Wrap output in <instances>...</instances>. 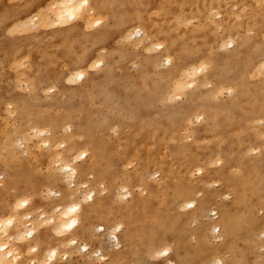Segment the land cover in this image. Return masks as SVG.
Returning a JSON list of instances; mask_svg holds the SVG:
<instances>
[{"label":"rangeland","instance_id":"374dc122","mask_svg":"<svg viewBox=\"0 0 264 264\" xmlns=\"http://www.w3.org/2000/svg\"><path fill=\"white\" fill-rule=\"evenodd\" d=\"M23 1L8 0L7 6ZM45 1V12L51 16L52 23V17L56 16L50 7L55 5L56 0ZM49 2L52 6L47 4ZM37 3L38 0H35L31 9ZM114 9H119V12L93 16H101V21L95 27L91 23L93 18L91 22L88 18L87 29L73 34L53 33L55 27H46L43 22L46 23L47 19L41 20L40 15L33 16L25 24L12 25L0 32V187H5L10 174L15 177L8 191L0 193V207L6 213L14 214V210L22 212L20 222L17 220L14 224V235L34 227L39 221V224L43 223L50 213L52 215V199L60 198L66 204L85 189L81 184H67V179L54 162L56 152L64 149L60 143L69 140L72 131L63 128L53 130L52 143L59 142L60 146L57 143L56 147H48L42 143V139L50 135L40 137L30 128L32 124L28 125L31 118L46 116L55 119L69 114L85 130V135H76V143L80 146L88 143L96 156L93 172L82 177L81 182L95 180V187L100 192V188H103L100 193L101 211L98 213L94 210L92 222L107 223V226L105 230L95 228L93 238L84 240L89 243L88 256L85 251L77 249L70 251L68 258L63 256L57 264H217L218 256L223 258L222 264H264V208L261 205L264 199V68L259 72L264 66V1L122 0ZM134 25H141L138 28L143 30L137 34L127 32L136 28ZM97 30H101L97 32L101 39L96 38ZM148 33L155 36L156 42L172 44L169 55L175 58L173 64L165 63V54L158 43L149 44L145 39ZM229 39L234 40L235 46L230 43L233 40L227 42ZM222 41L227 44H222ZM90 46L94 47L100 58L105 57L104 66L88 70L83 82L70 81L73 58L80 56ZM230 51L233 52L230 59L224 58L223 61V54ZM201 60L203 62L200 63ZM190 63L204 66V70H207L203 71L204 76L196 84L190 85L186 94L180 92L176 95L180 97L167 99V82L178 75L184 79V69ZM47 73H51L52 81L46 92L37 84V79L40 75L45 77ZM191 95L192 101H195L191 103L192 108L198 109V105L202 104L205 109L210 108L208 111L214 110L213 113L209 112L211 115L216 111L208 130L206 120L199 123L196 118L203 113L202 110L195 111L193 117L190 115L191 120L184 115L188 110L183 107H187ZM9 98H18L20 110L16 105L12 106L15 101ZM2 99L9 100L3 102ZM259 131L262 133L259 134ZM23 132L27 135H22ZM256 133L262 136L257 137ZM255 146L257 149L254 152L252 148ZM219 151L227 152L231 171L254 165L253 171L262 179L257 185L253 182L250 185V199L254 208L251 215H236L235 232L231 236L224 238L222 231L206 230L204 238L200 239L196 236L200 221L190 209L183 210V206L178 208L176 190L188 187L195 192L204 188V192L213 196L222 183L216 184L219 165L214 163ZM49 163L50 166L47 165ZM157 166H163L167 174V189L162 192L145 188L141 180H160L159 173L149 176V172L156 170ZM199 167L203 168V174L196 169ZM120 187L128 188L123 190ZM128 190L134 197L126 193ZM219 198L231 200L230 197ZM17 199L18 203H15ZM212 211L202 216L201 221L209 225L215 223L218 214ZM125 222L130 223L138 234L136 250L133 249L125 259L112 262L110 253L118 247L114 246L109 229L116 223ZM249 226L252 228L250 234L247 230ZM52 233L46 234L47 240L42 242L44 248L56 241V234ZM151 233H158L153 239L155 246L167 245L164 242L171 249L179 246L183 250V257L169 258L159 254L160 250L147 252L145 241ZM14 235L13 238H3L8 239L13 247L16 246ZM223 242H226V246L221 254L211 255L212 248H218ZM59 249L61 254L69 250L63 245ZM99 249L109 258L97 256ZM187 251L191 255H186ZM32 254L26 251L22 253L27 264H32L29 262Z\"/></svg>","mask_w":264,"mask_h":264},{"label":"bare ground","instance_id":"6f19581e","mask_svg":"<svg viewBox=\"0 0 264 264\" xmlns=\"http://www.w3.org/2000/svg\"><path fill=\"white\" fill-rule=\"evenodd\" d=\"M7 1L8 0H0V32L6 31L12 25L18 26L21 24H25L33 16L40 15L41 20L43 18L47 19L46 23L43 22V24L46 25V27H48V26L55 27L54 29H56V30L53 33L59 32V33H64V35H66L65 33L73 34V33L84 31L85 29H87L86 26H87L88 18H89V21L91 22V18H93V16H96V15L98 16V14L108 13V12H110L112 14L113 13L117 14V12H119V9L112 10V8H117L122 3V0H56V2L53 0L55 2L54 6H52L50 4V2L47 3L49 6L50 5L52 6V7H50V9H53L52 12L55 11L54 16H56L55 18L52 17L54 19V21L51 23V20H50L51 16L48 15L49 13L47 14L45 12V6H46L45 0H38V3L34 6L33 9H31V7H32V4L35 2V0H24L23 2H20L17 5H13L11 7L7 6ZM256 2L258 3V1H256ZM214 10H216V9H214ZM90 11H92V13ZM208 13H210V12H208ZM136 15L139 16L140 13H139V15L138 14H136ZM99 17H101V16H99ZM99 17H97V18L94 17L93 22H91V23H93V25L92 24H90V25L95 27L94 25L101 21V19ZM213 17H214V15H213ZM137 18H139V17H137ZM148 19H149V17H148ZM252 19H254V18L252 17ZM136 20H138V19H136ZM209 20L212 22V19H209ZM214 21H215V19H214ZM140 26H135L136 28L129 29L127 32L133 31L134 34H137V32L140 33L143 30V29L141 30L140 28H138ZM131 27L132 26H130V28ZM239 27H241V26H239ZM98 31H101V30L96 31V34H95L96 38L101 39V35L97 34ZM169 31H171V30H169ZM248 32H250V31H247V33ZM143 33H145V32H143ZM90 36H92V35H90ZM246 37L247 36H245L244 39H246ZM237 38L239 39V37H237ZM241 38L242 37H240V40H241ZM145 39H147L149 41V44H151V45L158 43V47L160 49H163V54H165V57L163 58L165 63H167L168 65L173 64L175 58L172 57V55H169V54H171V50H172L171 45L172 44L168 45V44H164V42L163 43L162 42L159 43L158 41L156 42L155 36H153L150 33H148L146 35ZM161 40H163V39H161ZM176 40H177V38H176ZM231 40H233V39H231ZM231 40L229 39V41H227V42H230ZM91 41H92V39H91ZM223 42L227 44L226 41H222V44H223ZM230 43L235 46L234 40L231 41ZM243 44H244V42H243ZM223 46H220V47H223ZM231 47H233V46H231ZM224 48H226V47H224ZM224 48H221V49H224ZM217 49H220V48H217ZM209 51H211V49H209ZM197 52H195V53H197ZM183 53H184V51H183ZM232 53L233 52L230 51L226 55L223 54L224 55V56H222L223 61H224V58L230 59V56H232ZM205 60L203 59V61H205ZM203 61L201 60L200 63ZM104 62H105V57L100 58L98 56V53L96 54V51L94 50L93 46L88 47L85 50V52L82 53L80 56L73 58V62L71 64V67H72L71 72L72 73H71L70 81L77 80L78 82H83L85 77H86L88 70H90L92 68H98V66H104V64H105ZM162 63L164 64V62H162ZM200 63L197 64L198 66L195 64H192V63L188 64L186 69H184L185 70V72H184L185 76L182 74L184 79H182V77H179V75H178L177 78H179V79L176 78V79L169 80L167 82L166 91H165V97L167 99H169V100L174 99L173 97H175L178 93L187 92L190 85L192 86V85L196 84V81L201 79L204 76L202 73H203V71H207V70H204V66L203 67L199 66ZM259 63H261V62H259ZM159 64H161V62H159ZM208 65H210V64H207V66ZM160 66L161 65H159L158 67H160ZM165 66H166V64H165ZM161 67H163V65ZM205 67H206V65H205ZM210 67H211V65H210ZM257 67H259V66L257 65ZM259 68L257 69V71L260 70ZM263 68H264V66H262V68L259 72H262ZM259 72H256V74L257 73L259 74ZM166 73H164V74H166ZM199 73L202 75H198ZM253 73H250V74L252 75ZM50 74L51 73H47V75L45 77L40 75L39 78L37 79V84L39 86H41L42 88H44V90L46 92L48 91V85L51 84V81H52V80H50ZM167 77H169V76H167ZM213 78H215V77H213ZM185 79L187 81H185ZM207 82H209V81H207ZM34 83H36V82H34ZM209 83H211L213 85L212 82H209ZM209 83H207V84H209ZM205 84H206V82H205ZM224 85H225V83H224ZM200 86H202V85H200ZM164 89H165V87H164ZM226 89H229V88L227 87ZM232 91H234V89ZM1 92L2 91H0V98H1ZM234 92L236 93L237 91H234ZM221 93L222 92H220V94ZM235 93H234V95H235ZM181 94H183V93H181ZM210 94H211V91H210ZM232 94H233V92H232ZM206 95H208V94L206 93ZM206 95H205V97H206ZM236 96H239V95H236ZM176 97L178 98L180 96H176ZM183 98H181V100ZM9 99H13V101H15V102H14V105H12V106L16 105L18 110H20L21 104L18 101V98H9ZM9 99H7V100H9ZM192 99L193 98L191 95V99L189 100V104L187 105V107L186 106L183 107V108H186L188 110L186 112L187 114H184L183 111H182V113L187 118L190 119L191 118L190 115L192 116L195 113V111L202 110L203 113L198 114L197 116L195 115V116L200 121V122L198 121L199 123H201V121L203 119L206 120V123H207L206 126H207V130H208L209 125H211V124H209V122H211V119H212V121H214L212 116L215 114L216 111L214 112L213 115H211L210 113L214 110L212 109V110L208 111V109H210V108H208V109L206 108L207 109L206 110L204 108V106H202V104L198 105V107H197L198 109H195L194 107L192 108L191 103H193V102L195 103V101H192ZM7 100L2 99L3 102H6ZM234 101H237V100H234ZM141 103H142V101H141ZM225 108L226 107H224V109ZM192 109H194V110H192ZM180 110H179V112H180ZM226 110H227V108H226ZM253 110H251V111H253ZM14 113L15 112H13V114ZM224 113H225V111H224ZM227 115H229V114H227ZM150 116H148V117H150ZM216 118L219 119L218 117H216ZM229 118H228V120H229ZM214 119H215V117H214ZM190 120H188V121H190ZM204 120H203V122H204ZM215 121H216V119H215ZM258 122H260V121H258ZM173 123H175V122L173 121ZM184 123H185V121H184ZM190 123H188V124H190ZM217 123H219V122H217ZM217 123L215 122V124H217ZM28 125H31L30 128L33 129L34 133L37 132L40 137L42 135H46V136L48 134L50 135V136H47L46 138L42 139V143L44 145H46L48 147H50V146L56 147V145L58 143V145H57L58 147L61 145V147L64 148L63 150L56 152V156H55L56 159L54 162L57 165L58 171L60 170L64 174L63 176H65V178L67 179L66 181H68V183L66 182L67 184H69L70 186H77V185L81 184L82 186H84L85 189H84V191H82L81 195L74 196V197L71 195L73 197L72 200L66 204L62 203L60 198L59 199H56V198L52 199V201L50 202L51 207H52L51 212H53L52 215L50 213L51 216L49 215L47 219H44L43 223L41 222L39 224V222H40L39 221V222H37V224L34 227H32L30 229L27 228L23 232L20 231L17 233V235H14L15 234L14 224L16 223L17 220L20 222V220H21L20 219L21 218L20 213L22 214V212L19 210H14V214H11L9 212L6 213V212L2 211L1 207H0V264H27L26 259L23 258V255H22V253L25 251L30 252V253L33 252L32 260L29 261L32 264H49V263L50 264H57L61 258H64L65 256H66V258H68V256L70 255V253H69L70 251H74L77 249H80L81 251H85L86 255L88 256V252L90 249L89 243L87 241H84V240L87 238L88 239L93 238V236H94L93 230L95 228H98V229L100 228V230L101 229L105 230L107 223H96V224H94L92 222V219L94 217L92 215V213H94V210L98 213H100V211H101L102 204H101L100 193H102L103 188L102 189L100 188V190H101V192H100L95 187V180H91V181L87 180V181L81 182L82 177H84L85 175L87 176V174L93 172V165H94V161L96 158L94 150L89 146L88 143L84 142L83 144H81V146L76 143V140H75L76 135H79V136L85 135V130L75 121L74 117L70 116L69 114H66L65 116H58L55 119H52V118L46 117V116H40V118H31V121L30 120L28 121ZM261 125H259V126H261ZM45 126H47V128ZM171 127H173V126H171ZM213 127L215 128V125ZM213 127H212V129H213ZM61 128L65 129V130L72 131L70 139L69 140L65 139L64 141H62L60 143V145H59V142L53 144L52 143L53 139H52L51 133L53 130H55V131L59 130L60 131ZM216 128H218V127H216ZM257 128H259V127L257 126ZM142 129H144V128H142ZM257 130L255 132H257ZM212 131H210V132H212ZM25 132H23L22 135H24V136L27 135V134H24ZM238 132H240V130ZM242 133H243V131H242ZM258 133L261 134L262 132L259 131ZM259 134H257L258 135L257 137L262 136V135L259 136ZM29 135H28V137H29ZM33 137H36V136H33ZM255 138H256V136H255ZM221 140L223 141L222 138H221ZM222 141H220V142H222ZM240 145H242V144H240ZM262 148H264V147L262 146ZM183 149H185V148L183 147ZM256 149H257V147L252 148V150L254 152L256 151ZM250 150H251V147H250ZM247 152L250 153L249 150ZM256 154H258V153H256ZM216 155H217V158H216V161L214 163L219 165V169H218V171H216V173L218 172V180H217L216 184L220 185V183H219L220 181H222V183H221V186L216 190V192L213 196H210V195H208V193L204 192L203 191L204 188H200L199 190H197L195 192L191 188H188V187H180L177 190L175 189L177 192V196H175V201L179 204L178 208L183 206L184 207L183 210L184 209H190V212L193 215H195V218L197 220L200 221L198 229L196 230V236H199L200 239L204 238L206 230H210L212 232L222 231V235L224 236V238L231 236L235 232L234 228H235V223H236V219H237L236 215L239 213L251 215V211L254 208L253 203L250 199V189H249L250 185H252V182L255 185H257L256 183H259L262 179L261 175H258V173L256 174L253 171V169L255 167L254 165L253 166L251 165L249 167L242 166L240 169H238V171L233 172V171H231L232 168L230 169L228 167V163H227L228 154H227V152L225 153L223 151L222 152L219 151L218 154H216ZM203 160H205V159H203ZM210 161H208V162H210ZM50 163H53V162H50ZM50 163L47 165L50 166ZM51 165H54V164H51ZM161 165H163V164L161 163ZM137 166H138V164H137ZM189 166H187V167L189 168ZM231 167H233V169H234V166H231ZM54 169H56V168H54ZM155 169L156 170H153V172L152 171L149 172V176H152L153 173H155V174L159 173L161 175V179L158 181H148L147 179L145 180L142 178L141 179L142 184L145 186V188H148V189L153 188L154 190L158 189L160 192L165 191L167 189V187H166L167 185L165 183V181L167 179V174H166L163 166H157V167H155ZM196 169H198L199 174L204 173L202 167H199ZM55 171H54V173H55ZM206 172H208V171H206ZM251 172H252V175H251ZM62 173H59V174H62ZM211 175L212 174H210V176ZM65 178H63V179L65 180ZM13 179L15 180V177L12 174H10L8 180L6 181L7 184L5 185V187H3V188L0 187V193L4 194L5 192L8 191V188L12 184ZM127 181H128V179H127ZM213 181H211V182H213ZM101 182H103V181H101ZM101 182H100V184H102ZM179 182H181V181H179ZM98 184H99V182H98ZM208 184H206V185H208ZM69 185H67V186H69ZM101 186H104V185H101ZM122 187H120V188H122ZM136 187H137V185H136ZM139 187H141V186H139ZM208 187H209V185H208ZM125 188H122V189L126 190L128 187L126 189ZM133 188H134V186H133ZM76 190H77V188H76ZM56 192H58V191H56ZM121 193H119V194H121ZM126 193L129 194L130 196L134 197V195L132 194V192L130 190H128ZM72 194L74 195L75 192H72ZM60 195H62V194H60ZM117 195H118V193H117ZM120 196L122 197V195H120ZM219 196H223V197H227V198L230 197L231 200H228V201L220 200ZM17 201H18V199L15 201V203H18ZM261 205L264 208V199L261 200ZM212 210H215V211H212ZM210 211L218 214V220L215 223L209 225V223H206L205 221H201V217L207 215V213H210ZM91 217H92V219H91ZM166 217H168V216H166ZM171 219H172V217H171ZM154 220H156V219H154ZM34 221H36V220H34ZM191 222H194V221L191 220ZM163 226H165V224ZM110 228H111V229H109V231L111 230L110 236L113 239L114 246L118 247L117 250H113L110 253L111 254L110 257H111L112 262L113 261L118 262L120 260L125 259L127 257V255H129L130 252L133 251V249L136 250V240H137L136 236L138 234L136 232V229L132 225H130V223H126V222L124 224L123 223H119V224L116 223V226H112ZM247 230H248V234H250L252 232L251 226H249L247 228ZM52 232H54L56 234V238H55L56 241H52L50 245H48L46 248H44L42 245V242L47 240L46 234H53ZM242 232H244V231H242ZM253 234H255V233L253 232ZM13 235L15 237V241H14L16 243L15 247L11 246L10 241L8 240L9 238H13ZM157 235H158V233H151L150 236H148V238L146 237L147 240L145 239L146 240L145 242L147 244L145 246H146L147 252L160 250V251H158L159 254L161 253L162 255L167 256L169 258H171V257H178V258L181 257L182 258L183 257V254H182L183 250L179 246L176 249H171L170 246H167L169 244L166 242H164V244H167V245H164L166 247L155 246L153 239H156ZM5 236L8 238L7 240L3 239ZM217 238H219V236H217ZM192 239H193V236H192ZM222 240H223V238H222ZM60 245L68 247L69 250H67L65 253L61 254V251L59 249ZM224 246H226V242H223L222 244L218 245V248H212L213 253L211 255H214V253H218V255H220ZM140 247L142 249V246H140ZM76 252H78V251H76ZM96 252H98L97 256L102 257V259L109 258V257L106 258V255H103L101 253L100 249L97 250ZM203 252H206V251H203ZM138 254H139V252H138ZM186 255H191V253L189 251H187ZM186 255H185V257H186ZM213 262H214V260H213ZM216 262H217V264L218 263L219 264L224 263L223 258L220 256H218V258L216 259ZM173 263H175V262L173 261Z\"/></svg>","mask_w":264,"mask_h":264}]
</instances>
